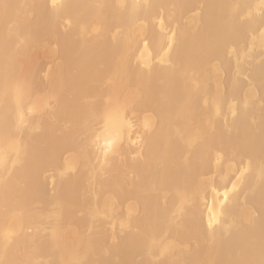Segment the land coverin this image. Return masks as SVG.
I'll use <instances>...</instances> for the list:
<instances>
[{
	"label": "bare ground",
	"instance_id": "bare-ground-1",
	"mask_svg": "<svg viewBox=\"0 0 264 264\" xmlns=\"http://www.w3.org/2000/svg\"><path fill=\"white\" fill-rule=\"evenodd\" d=\"M0 264H264V0H0Z\"/></svg>",
	"mask_w": 264,
	"mask_h": 264
}]
</instances>
